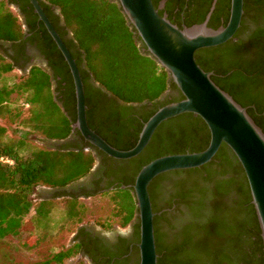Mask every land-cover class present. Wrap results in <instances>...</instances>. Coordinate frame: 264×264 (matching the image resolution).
<instances>
[{"label": "trees", "instance_id": "16d2710c", "mask_svg": "<svg viewBox=\"0 0 264 264\" xmlns=\"http://www.w3.org/2000/svg\"><path fill=\"white\" fill-rule=\"evenodd\" d=\"M38 2L78 66L88 126L113 148L132 149L144 123L159 108L180 101L183 96L172 102L158 101L169 83L175 85L154 59L143 54L145 46L128 26L116 0ZM17 4L35 19L29 33L32 40H38V51L47 60L52 74L33 66L26 74L7 83L12 72L25 70L6 49L4 54L0 52V115L12 109L21 112L22 103L29 107L28 119L20 125L24 131L28 129L24 134L7 142L6 130L0 126V239L17 235L23 218L31 209L27 195L31 190L36 187L65 189L90 172L95 162L94 151L103 156L104 162L110 161L118 167L128 164L132 168L128 175L118 169L124 174L117 175V184L112 185L114 189L102 194L114 205L113 217L125 227L133 221L137 209L132 189H122V186L133 185L141 168L159 157L205 150L210 142L208 127L200 117L190 113L169 119L156 129L146 148L129 160H114L88 143L80 147L47 145L51 141L65 140L72 132L76 121L74 83L67 63L28 0H0V43L20 47L21 52L26 35L24 24L10 10L11 5ZM54 8L58 15L54 14ZM60 18L63 26L59 25ZM67 32L71 35L68 40ZM228 43L230 41L197 51L195 60L203 71L213 73L212 81L239 104L236 90L228 88L221 79L230 74V68L227 71L223 68L233 67L230 59L243 50L225 46ZM204 54L211 56L212 62H206ZM243 72L250 73L247 69ZM58 78V88L54 90L52 80ZM96 84L105 92L95 87ZM14 94L23 99L12 101ZM149 103L152 104L150 111L140 114L139 110ZM251 118L261 128L253 114ZM261 130L264 133V129ZM29 134L40 137L43 146H33ZM78 135L81 137L79 132ZM162 180L171 185L172 196L167 207L175 205L173 212L176 213L175 223L165 219L164 228L158 224L167 213L154 204V192ZM149 196L156 214L153 225L157 264L264 263L263 240L249 186L240 163L225 144L212 161L201 168L156 177L149 186ZM57 202L63 205L64 224L80 223L86 210L84 204L78 196L57 191L49 202H38L35 206L37 224H44ZM44 203L49 205L46 207ZM99 225L103 231L112 229L106 222ZM135 228L139 243V222ZM73 241L74 244L43 264H64L72 257L81 259L77 264H84L81 257L89 254V250L84 249L78 237Z\"/></svg>", "mask_w": 264, "mask_h": 264}, {"label": "water", "instance_id": "95a60500", "mask_svg": "<svg viewBox=\"0 0 264 264\" xmlns=\"http://www.w3.org/2000/svg\"><path fill=\"white\" fill-rule=\"evenodd\" d=\"M28 2L69 67L76 98V121L72 131L77 130L85 142L110 158L129 160L146 148L156 129L169 119L190 113L200 117L208 127L210 142L205 150L159 157L141 168L133 185L122 186V189H132L137 209L135 217L139 222V264H157L158 258L153 225L156 214L152 210L149 196L152 181L165 173L205 166L212 161L222 144L231 150L245 174L264 251V133L246 108L221 90L212 81V73L203 71L195 60L197 51L218 47L234 38L241 23L243 0H231L229 19L226 25L217 29L207 26L216 0L204 23L183 29L171 24L165 15L161 16L152 0H116L128 26L145 46L143 54L154 59L167 72L169 80L183 96L182 100L159 108L144 123L136 145L127 151L113 148L88 126L84 88L78 66L38 0Z\"/></svg>", "mask_w": 264, "mask_h": 264}, {"label": "flooded vegetation", "instance_id": "af4514ba", "mask_svg": "<svg viewBox=\"0 0 264 264\" xmlns=\"http://www.w3.org/2000/svg\"><path fill=\"white\" fill-rule=\"evenodd\" d=\"M152 1L155 3V8L161 16L165 15L171 24L177 26L179 29H183L184 27L204 23L214 0ZM11 6L18 12L19 18L24 24L26 35L24 42L21 44V52L20 47H12L8 43H0V52L4 54V49H6L8 55L15 57L18 65L25 71H28L33 66H39L46 72L52 74L47 60L38 51V40H32L31 34L29 33L32 24L36 23L35 19L23 12L19 4ZM230 9L231 0H216L214 9L207 21V26L212 29H217L222 25H226L230 16ZM53 12L55 15L59 14L56 8H54ZM59 25H64L61 18ZM65 37L67 40L70 39V33L67 32ZM225 46L240 48L243 52L237 54L234 59H230L234 66L224 67L223 70L227 71L230 68L228 71L232 75L222 76L221 80L228 88L236 90V97L239 104L246 108L247 113L251 117L253 114L256 122L264 129V0H243V14L240 26L234 38ZM203 59L206 62H212L211 56L207 54L203 55ZM245 69L250 73H244L243 71ZM58 80L59 78L52 80L54 90L58 88ZM95 87H99L105 92L102 87ZM181 96L179 90L169 83L168 89L158 101L172 102L181 99ZM107 98L111 100L110 94L107 95ZM151 106L152 104H147V107L145 106L144 109H140L139 113H147L150 111ZM49 143L52 145L67 144L71 147H80L87 142L81 139L78 131L75 130L65 140L51 141ZM94 155L95 162L90 172L65 189L53 190L46 187H39L38 195L43 197L39 202L50 201L57 191L78 196L80 200L102 195L107 190L114 189L113 186L117 184V175L124 174V172H120L118 169L125 171L127 175L132 172V168L128 164L127 166L118 167L110 161L104 162V158L99 152L94 151ZM170 189L171 185L169 182L162 180L154 192V204L162 210L161 212L167 213L165 218L158 224L162 228L165 227V219L173 221L174 223L176 220V213L173 212L175 205L170 209L167 207L168 201L172 196ZM137 224L138 219L135 217L128 224L129 231L126 234H106L101 225L96 222L92 225H80L76 229L73 239L78 237V241L85 246L84 249L86 251L89 250V254L85 253L81 257L87 264H107L108 260H110L108 264H137L139 262L135 228ZM72 244H74L73 240ZM120 254L122 256H119ZM93 255L99 258L95 260V256Z\"/></svg>", "mask_w": 264, "mask_h": 264}, {"label": "rangeland", "instance_id": "374dc122", "mask_svg": "<svg viewBox=\"0 0 264 264\" xmlns=\"http://www.w3.org/2000/svg\"><path fill=\"white\" fill-rule=\"evenodd\" d=\"M10 10L19 17L18 12L13 6L10 7ZM26 73L27 71H14L9 75L10 77L8 76L6 82L11 83L13 78ZM1 84L2 82H0ZM11 99L15 102V99L23 98L20 95L14 94ZM20 106L21 112L19 113L15 109H12L0 115V126L6 130L5 141L7 142L24 134L28 130L25 129L24 131L20 125L28 119L29 107ZM28 138L32 141L33 146H43V142L40 141V137L37 135L29 134ZM47 145L55 146L51 143H47ZM39 190V187H36L27 194L28 200L31 203V209L23 218L17 235L0 239V264H43L50 260L55 253L71 245L74 233L80 225L106 222L112 228L110 231H104L106 234H126L129 231L128 225L121 227L119 219L113 217L114 205L105 195L81 200L86 210L80 223L64 224L63 205L61 202H57L56 207L51 211L48 218L44 220V224L40 226L36 222L34 213L35 206L43 199V197L38 195ZM44 204L46 207L49 205L48 203ZM80 260L78 257H72L66 260L64 264H77ZM84 264H87L85 260Z\"/></svg>", "mask_w": 264, "mask_h": 264}, {"label": "built area", "instance_id": "2783aa9c", "mask_svg": "<svg viewBox=\"0 0 264 264\" xmlns=\"http://www.w3.org/2000/svg\"><path fill=\"white\" fill-rule=\"evenodd\" d=\"M23 107L28 108V104H21Z\"/></svg>", "mask_w": 264, "mask_h": 264}]
</instances>
